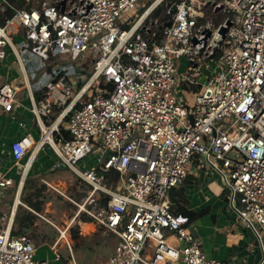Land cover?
<instances>
[{
	"label": "built area",
	"instance_id": "2783aa9c",
	"mask_svg": "<svg viewBox=\"0 0 264 264\" xmlns=\"http://www.w3.org/2000/svg\"><path fill=\"white\" fill-rule=\"evenodd\" d=\"M0 16V62L10 48L40 129L38 139L27 129L9 144L18 192L29 158L48 145L85 185L73 219L117 236L104 264H232L209 258L190 218L172 210V191L198 160L219 177L226 213L264 250V0H0ZM228 19L216 51L212 38ZM88 50L92 70L74 90V66L49 62ZM19 90L0 77V111L15 108ZM89 156L94 165L82 168ZM16 183L0 169V191ZM16 201L0 216V264H50L29 233H12ZM52 249L54 264H77L71 246L69 257Z\"/></svg>",
	"mask_w": 264,
	"mask_h": 264
},
{
	"label": "rangeland",
	"instance_id": "374dc122",
	"mask_svg": "<svg viewBox=\"0 0 264 264\" xmlns=\"http://www.w3.org/2000/svg\"><path fill=\"white\" fill-rule=\"evenodd\" d=\"M140 11L139 9H134L130 12L123 13L120 20L123 23H127L129 19L134 20ZM14 39L16 42H19L23 39V36L17 35ZM13 59H15L13 52H11L10 48H6V57L0 62V75H6L7 80L13 77L11 81L17 85H21L24 82V77L21 74L19 66L13 64ZM49 63L53 66L61 65L62 63H71L74 66V71L70 74L69 80L71 87L76 90L78 83L82 84L86 81L92 70V51L88 50L77 58H71L70 54L59 55ZM186 66L187 58L182 55L177 61L178 71L183 72ZM79 73L82 74L81 78L77 77ZM204 79L205 77L200 78V81H204ZM23 90V92H19L17 95L18 103L15 105L17 110L25 106L28 107L30 104L29 99H24L27 91L25 89ZM176 91L183 98L182 100L185 99L183 95H186L190 106L194 104L193 95L188 92V89L182 91L177 85ZM182 103L184 104V102ZM2 114L3 112L0 111V116ZM7 118L16 120V117L13 115H8L3 121L7 122L5 121ZM33 122L35 121L33 120ZM45 150L47 152L50 151L48 145L45 147ZM39 157H41L40 163L32 165L24 180L16 210V213H22L26 208L36 215L32 227L25 231L33 237L36 243V257L48 259L51 262L50 264H54L55 253L52 248L58 249L63 257H69L71 246L77 264H104L113 252L117 237L103 228L95 227V225L94 230L90 234L83 233L80 225L81 216H78L75 222H71V220H74L73 217L78 210L74 201H82L85 196V185L71 169L59 167L61 161L56 159L53 154H42L40 156L38 154L35 162L40 160ZM80 164H83L82 168L92 167L94 165L93 156L87 157ZM198 166H201V164ZM18 170L21 169L18 167ZM11 175H14L18 179V182L13 187L0 191V216L3 213L10 212L13 208L19 190L20 178H18L15 171ZM26 183L27 188L24 190ZM25 196L42 199L41 209L37 211L29 206L24 198ZM69 225V241H66L62 237V231L68 228ZM74 228H77L79 231L77 237L73 236L72 229ZM251 234L253 235V239L257 241L255 234L253 232ZM257 247L261 249L260 245H257ZM69 263L73 264L71 258L69 259Z\"/></svg>",
	"mask_w": 264,
	"mask_h": 264
},
{
	"label": "crops",
	"instance_id": "0c3cea01",
	"mask_svg": "<svg viewBox=\"0 0 264 264\" xmlns=\"http://www.w3.org/2000/svg\"><path fill=\"white\" fill-rule=\"evenodd\" d=\"M13 64L19 66L21 74L23 75L22 67L16 59H13ZM0 77L7 80L4 74L0 75ZM12 79L13 77L8 80L11 81ZM17 86L21 88L19 90L20 93L24 91L23 89L27 91L25 84ZM35 96L36 99L42 98V94L37 91L35 92ZM24 99H29L30 103L28 91ZM30 105L31 103L28 107L25 106L18 110L15 107L12 111L3 112L2 116H0V169L10 175L15 171L18 178L21 176V171L18 170L17 165L14 164L8 155L9 144L24 134L27 129L32 130L36 139L40 136V129L34 115L30 111ZM8 115H13L16 117V120L7 118L5 120L7 122H4L3 120ZM21 121L24 125H20ZM46 146L35 150L31 155L28 160L29 163H32L31 167L33 164L37 165V163H40L41 157H39L40 160L35 162L38 154L39 156L42 154H53L58 159L57 155L49 146L51 152L45 150ZM199 164V161L195 160L189 175L181 185L172 191L171 200L173 211L184 215H186L183 213L184 210L196 213L203 212L190 218V228L209 258L225 260L232 264H264V250L257 247L258 242L253 239L251 230L245 228L239 219H235L226 213L223 204L222 184L219 177L207 174L204 167L198 166ZM13 177L16 181L18 180L14 175ZM91 222H93L95 227H98L93 220ZM81 223H87V221L80 220V225ZM113 235L116 236L114 233Z\"/></svg>",
	"mask_w": 264,
	"mask_h": 264
},
{
	"label": "trees",
	"instance_id": "16d2710c",
	"mask_svg": "<svg viewBox=\"0 0 264 264\" xmlns=\"http://www.w3.org/2000/svg\"><path fill=\"white\" fill-rule=\"evenodd\" d=\"M13 13V11L10 9L6 12L7 15H11ZM0 22H4V18L2 16H0ZM68 118V117H67ZM64 135L66 137L69 136V132L66 130H63ZM59 167L62 168H68L63 162L60 163ZM115 177H118V173H116ZM31 180V179H30ZM27 183L24 186V190L27 188ZM171 197H172V193H171ZM26 202L28 203L29 206H31L32 208L36 209L37 211H39L42 207V199H34L32 196H28V197H24ZM172 199V198H171ZM173 210V208H172ZM183 213H185L189 218H193L203 212L200 213H196V212H192V211H188V210H184ZM35 218L36 215L35 213H33L31 210L29 209H24L22 213H16L15 216V228L13 229L12 233L17 235V234H21V233H25L26 230H28L30 227H32V225L35 222ZM82 221H92V219L86 217L85 215H82L81 217ZM73 232V236L77 237L79 234V231L77 228L72 229Z\"/></svg>",
	"mask_w": 264,
	"mask_h": 264
},
{
	"label": "water",
	"instance_id": "95a60500",
	"mask_svg": "<svg viewBox=\"0 0 264 264\" xmlns=\"http://www.w3.org/2000/svg\"><path fill=\"white\" fill-rule=\"evenodd\" d=\"M172 8L174 9L175 6L173 5ZM227 25H230V20L229 19L225 23H221L220 24V26L218 28L217 35L212 38V43H213L214 49L216 51L218 50V45L222 44L224 39H225L226 31H227Z\"/></svg>",
	"mask_w": 264,
	"mask_h": 264
},
{
	"label": "bare ground",
	"instance_id": "6f19581e",
	"mask_svg": "<svg viewBox=\"0 0 264 264\" xmlns=\"http://www.w3.org/2000/svg\"><path fill=\"white\" fill-rule=\"evenodd\" d=\"M18 89H21V88L18 87ZM19 193H20V191L17 194V201H16V204H15V210L17 209V205H18V202H19V199H20V194ZM72 221H74V220H71V222ZM81 228H82V230H83L84 233H91L94 230V224L91 221L90 222H87V223H83V224L81 223ZM62 237L64 238V240L69 241L68 231L63 230Z\"/></svg>",
	"mask_w": 264,
	"mask_h": 264
}]
</instances>
